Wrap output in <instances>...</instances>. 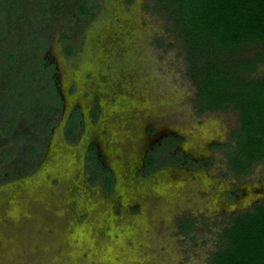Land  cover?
I'll use <instances>...</instances> for the list:
<instances>
[{"label":"rangeland","instance_id":"1","mask_svg":"<svg viewBox=\"0 0 264 264\" xmlns=\"http://www.w3.org/2000/svg\"><path fill=\"white\" fill-rule=\"evenodd\" d=\"M155 4L0 0V264H209L264 200V162L235 176L211 147L233 144L237 112H196Z\"/></svg>","mask_w":264,"mask_h":264},{"label":"trees","instance_id":"2","mask_svg":"<svg viewBox=\"0 0 264 264\" xmlns=\"http://www.w3.org/2000/svg\"><path fill=\"white\" fill-rule=\"evenodd\" d=\"M155 5L167 15L168 28L179 41L185 74L195 88L196 112H237L233 144L215 142L211 147L227 148L235 176L249 174L253 165L264 162V75L252 76L264 64V0H156ZM92 9L96 6L85 3L78 8L84 17ZM67 49L70 54L71 46ZM77 118L76 113L70 117L68 132ZM152 160L148 157L147 164ZM102 174L109 188V170ZM192 225L190 219L179 220L181 231ZM209 264H264V200L229 217Z\"/></svg>","mask_w":264,"mask_h":264},{"label":"flooded vegetation","instance_id":"3","mask_svg":"<svg viewBox=\"0 0 264 264\" xmlns=\"http://www.w3.org/2000/svg\"><path fill=\"white\" fill-rule=\"evenodd\" d=\"M213 143H215V142H213ZM182 159H183V158H182ZM182 159H181V160H182Z\"/></svg>","mask_w":264,"mask_h":264}]
</instances>
